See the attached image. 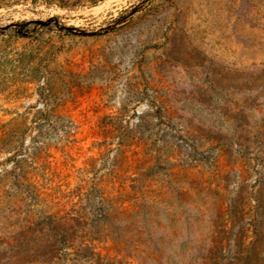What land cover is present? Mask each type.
Listing matches in <instances>:
<instances>
[{"label":"rangeland","instance_id":"obj_1","mask_svg":"<svg viewBox=\"0 0 264 264\" xmlns=\"http://www.w3.org/2000/svg\"><path fill=\"white\" fill-rule=\"evenodd\" d=\"M0 264H264V0H0Z\"/></svg>","mask_w":264,"mask_h":264}]
</instances>
